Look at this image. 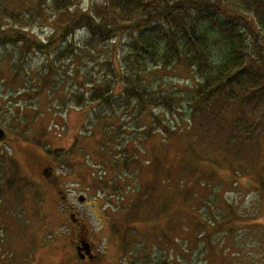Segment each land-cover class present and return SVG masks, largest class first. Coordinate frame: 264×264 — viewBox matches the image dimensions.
Masks as SVG:
<instances>
[{
  "label": "trees",
  "instance_id": "1",
  "mask_svg": "<svg viewBox=\"0 0 264 264\" xmlns=\"http://www.w3.org/2000/svg\"><path fill=\"white\" fill-rule=\"evenodd\" d=\"M35 2L36 8L24 16L8 12L0 5V56L8 57L9 60L5 58L9 71L18 77L23 87L16 91L10 90L12 94H17L21 89L23 93L27 91L25 96L29 100H36L44 90L48 96H55L60 90L63 98L57 102L61 101L63 108L67 98V84L61 86L64 71L57 65L73 61L76 45L68 41L66 46H54L65 43L68 36L83 32L85 38L80 55L90 56L91 52L98 49L107 54V44L121 34L127 35L124 44L119 43L114 48L112 46V56L103 60L101 80L84 73L77 84L78 91L75 89L69 93L70 101L76 109L86 113V131L94 120L102 121L105 116L124 112V119L121 117L124 127L120 126V129L114 131L116 146L112 144L117 151L115 157L119 155L124 161L122 167L116 163L111 167L121 168L120 177H116L119 180L124 178L126 185L122 184V192L131 190L136 193V197L129 207L124 205V209L121 208L120 212L124 210V225L118 229L116 236H112L118 241L121 250L118 258L128 255L132 259L129 264H146V250L138 251L141 248L135 247L144 245V234L147 231L142 232L138 225H143L144 221L147 225L145 212L159 218L172 212V202L162 191L155 193V184H151L152 187L150 184L144 186L141 190L139 184L132 182L131 175L135 174V161L138 152L142 151L136 146L144 147L156 132H161L160 148L177 138L183 140L179 136L182 130L177 128L181 120L182 103L187 106L189 117L186 122L189 126L184 134L187 143L184 141L186 145L179 151L183 161L179 166L178 186L185 185V174L198 173L193 163L196 160H207L213 165V172H208L206 176L201 174L202 180L194 185H201L204 190L208 188V181L214 180L213 175L219 176L215 172L225 167L232 171L229 177L235 183L239 177L252 173L258 175L257 179L263 180L264 166L259 155L264 146V0H90L85 7L82 6V0ZM47 15L54 23L53 36L46 43L34 40L35 37L30 35L33 27L43 19L46 20ZM10 46L17 49L9 50ZM50 48L45 68L32 79L35 84H39L30 89L27 85L28 73L25 72L28 54L32 50L37 49L42 53ZM117 49L119 56L115 54ZM115 61H118V65H115ZM177 67L190 70L193 75L192 88L186 92L163 90L161 86L152 83L156 71ZM42 81L43 86L40 84ZM28 89L31 93H28ZM15 120L11 131H25L26 128L21 129V124H18L21 123L20 118ZM211 129L217 131L214 137L209 135ZM258 129L262 133L257 132ZM195 136L196 141L192 143L190 139ZM129 141L135 145L133 150L125 146ZM121 142H124V147ZM201 145H205L206 149L213 148L209 158L195 156V151ZM43 150L49 156L54 155L56 161L58 154L63 152H52L46 146ZM153 150L158 153L155 149L145 151L151 153L149 168L155 169V179L160 181L162 188L166 187L164 190H168L170 185L172 187L169 180L172 171L170 167L164 170L163 162L159 165L158 156L154 155ZM69 154L71 151L64 152L65 159H68ZM214 155L221 157L220 160L210 158ZM14 164V159H8L7 163L6 158L0 154V177L10 174L8 181L12 187V174L19 175L17 165ZM102 170L105 168L94 171L99 173ZM163 171L167 174L162 175ZM91 175L94 178V173ZM112 183L109 186L114 188ZM220 185L223 186L224 182L218 181L219 188ZM258 185L257 192L263 194L264 180L259 181ZM175 198L179 199L178 206L183 208L177 212L190 209L189 215L176 217V226L182 225V229L190 230L191 233L200 232L197 237H191L192 240L208 241L209 244L212 242L210 235L215 232H218L217 236L220 233L222 236L233 234L232 221L229 223V220L231 217L233 221L239 219L234 212H220L216 201H206L197 193L188 192ZM193 202L196 204L192 205ZM212 205L217 207L219 215L211 213L215 212ZM172 221L166 223L163 229L159 223L155 239H165L168 243L172 237L168 233L178 232ZM251 223L256 225V219ZM167 226H171L168 233L163 231ZM174 227L175 230L172 229ZM206 229L211 232L203 236ZM136 256L143 261H134ZM158 259L162 261L161 256ZM158 264L172 263L167 261ZM175 264H184L183 255L177 256Z\"/></svg>",
  "mask_w": 264,
  "mask_h": 264
},
{
  "label": "rangeland",
  "instance_id": "2",
  "mask_svg": "<svg viewBox=\"0 0 264 264\" xmlns=\"http://www.w3.org/2000/svg\"><path fill=\"white\" fill-rule=\"evenodd\" d=\"M89 1L82 0V6L85 7ZM0 5H2V9L21 16L36 8L35 0H0ZM46 18L48 20L43 19L38 22L30 34L31 37H35L34 40H42L44 43L53 36L52 32L54 31L52 19H49L48 15ZM84 36L83 32H77L68 36L65 43L54 46V48L66 46L68 41L76 45V57L73 61L56 64L59 69L64 71L62 78L64 82L61 86L67 84V98L63 108L60 105L61 101L57 102L59 98H63V92L60 90L55 96H48L44 90L36 100H29L25 96L27 91L23 93L21 89L18 92L21 94L20 96L17 95L18 93L12 94L10 90L16 91L23 88L22 83L17 76L10 73L6 60L8 57L0 56V129L4 132V140H0V154L6 158L7 163L8 159H14L16 163L14 165H17L19 172V175L12 174L14 183L12 190H10V186H7L10 174L0 177V264H83L75 254L74 233L70 227L65 225L66 208L62 197L67 198V203L73 206L84 222L85 229L89 230V234L84 232V236L93 244L97 254L102 258V264H129L132 260L128 255L118 258L121 250L118 241L113 238L118 234V229L124 225V210L120 212L121 208L124 209V205L129 207L136 197V193H132L131 190L126 193L122 192V184L126 185V183L123 176H121L122 180L117 178L120 177L121 168L111 167L115 163L122 167L124 161L119 155L115 157L117 151L113 136L114 131L124 127V121H121V117L124 119V112L110 117L105 116L106 118L102 121L94 120L89 130L86 131L84 128L86 113L81 109H76L70 101L69 94L75 89L76 92L78 91L77 84L79 85L81 75L84 73H89L101 80L100 72L103 71V60L107 56H112L114 46L119 43L120 45L124 44L127 35L121 34L117 39L114 38L107 44V50H105L107 54L104 50L98 49L91 52L90 56L79 53ZM10 47L8 48L12 51L17 49ZM50 50L51 48L40 53L36 49L29 52L25 72L28 73L27 85L30 86V89L39 84H35L32 79L36 78L38 71L45 68ZM116 53L118 56L120 55L118 49ZM115 65H118V61H115ZM151 81L154 85L161 86L163 90L186 92L192 88L193 75L190 70L177 67L156 71ZM40 84L43 86L44 82L42 81ZM28 93L31 91L29 90ZM180 112L181 120L177 124V128L182 130V132L179 131V136L183 140L177 138L176 141L165 143L164 147L160 148L162 137L160 136L161 132L158 131L144 147L136 146L143 152H138V159L135 161L137 164L134 165L135 174L131 175L132 182L139 184L141 190L144 186L155 184V193L162 191L172 202L170 210L172 212L165 214L164 217L161 216L164 219L153 217L145 212L147 225L145 226V221L143 225L140 222L138 225L143 230L142 232L147 231L144 234V245L135 248H141L138 251L145 252L146 250V254H148L146 264L167 261L175 264L177 256L181 255L184 257V264H264V193L257 192L258 182L263 181L264 177L261 180L257 179L258 175L254 173L247 174L246 177H239L238 182L235 183L236 181H232L229 177L232 171L225 167L215 172L219 176L213 175V181L204 180L209 183L208 188L204 190L201 185H194L202 180L200 179L201 174L206 176L208 172H213L211 169L213 165L207 160L202 162L196 160V163H193L196 167L195 172L198 171V173L185 174V185L178 186L179 166L183 161L179 151L187 143L184 134L189 126V123L186 122L189 114L184 103L181 104ZM17 118H20L21 122L18 123V120L17 123L21 124V129L26 128L25 131H11ZM129 119L131 120L132 117ZM105 126L107 129H104ZM216 132L211 129L209 135L214 137ZM257 132L262 133L259 129ZM190 141L194 143L196 136ZM113 143L115 146L112 145ZM44 146L49 147L52 152L59 150H63V152L58 154L56 161L54 155H47L43 150ZM121 146L124 147V142H121ZM125 146L129 150L135 148L132 141H129ZM204 147L199 146L198 151H195L197 154L195 156L201 155L204 158H209L213 148L206 149ZM151 149L158 152L153 150L154 155L158 156L159 165L161 166L163 162V169L167 170L170 167L172 171V176L169 179L172 187L170 185L168 190H164L166 187L162 188L160 181L155 179L157 176L155 169L149 168L148 162H150L151 153H145V151ZM70 151L68 159H65L64 152ZM210 158L219 161L221 157L214 155ZM259 158L264 166V146L260 150ZM141 164L144 165H142L143 168L140 167ZM44 166L52 168L51 171L59 176V184L51 187L43 181L40 171ZM98 168H105V170L96 173L94 170ZM5 170L8 169L5 168ZM178 171L179 174H177ZM91 173L94 175L96 173L94 178ZM165 174L167 172L163 171L162 175ZM14 176L19 177L20 180ZM218 181L224 182L220 188ZM111 182H113L114 188L109 186ZM103 184H106L104 188H99ZM3 187L6 190L2 192ZM188 192L197 193L201 198H206V201H216L220 212L237 214L239 219L235 215L237 220L233 221L232 217L229 220V223L232 221L230 224L234 230L233 234L222 236L220 233L217 236L218 232H215L210 235L212 242L207 244L208 241L196 242L192 240L191 237H197L200 232L191 233L190 230L182 229V225L177 227L176 217L189 215L190 209L177 212L178 209L183 208L181 205L178 206L179 199L175 196ZM80 197L83 198L84 204L77 200ZM194 204L196 203L193 202L192 205ZM212 207L214 206L212 205ZM214 210L215 212L211 213L219 215L220 212H216L217 207H214ZM143 219L145 218L143 217ZM255 219L256 225L251 223ZM170 221L177 227L178 232L168 233L171 226H167L163 231L172 236L168 239V243L165 239H155L158 235L159 223L161 224L160 228L163 229ZM176 227L172 229L175 230ZM210 232L211 230L207 231L206 229L203 236L209 235ZM192 234L193 236H191ZM150 253L152 256H149ZM137 256L140 255L137 254ZM137 256L134 261L142 262L143 259ZM159 256L162 261L158 259Z\"/></svg>",
  "mask_w": 264,
  "mask_h": 264
},
{
  "label": "flooded vegetation",
  "instance_id": "3",
  "mask_svg": "<svg viewBox=\"0 0 264 264\" xmlns=\"http://www.w3.org/2000/svg\"><path fill=\"white\" fill-rule=\"evenodd\" d=\"M4 140V139H2ZM52 168H46V166L41 168L40 176L43 179L45 183H47L48 186L54 187L55 185L59 184L60 178L59 176H56L53 171H51ZM6 179V178H1ZM7 186H10V190L13 189L11 183L7 184ZM12 188V189H11ZM2 192L6 190L5 187H3ZM63 202L65 204L66 212L64 214L66 226L70 227L74 233V241L73 245L75 248V254L77 256V259L82 262L83 264H102V258L97 254L93 244L87 239L86 236H84V232H87L89 234V230L87 231L85 229V224L82 221V219L79 217L78 213L74 210L73 206L71 204H68L66 201V197H62ZM79 200V198H77ZM83 202L82 204H84ZM83 242L88 244L90 247V255H85L84 252L78 253V250L82 247ZM77 252V253H76ZM83 255L84 258L81 259L80 256ZM104 263V262H103Z\"/></svg>",
  "mask_w": 264,
  "mask_h": 264
},
{
  "label": "water",
  "instance_id": "4",
  "mask_svg": "<svg viewBox=\"0 0 264 264\" xmlns=\"http://www.w3.org/2000/svg\"><path fill=\"white\" fill-rule=\"evenodd\" d=\"M3 138H4V132H3V130L0 129V140H2ZM78 201L83 202V198L80 197ZM80 252H84L85 255L89 256L90 255V247L88 246V244L83 242L82 247L80 248V250H78V253H80ZM80 258L83 259L84 256L81 255Z\"/></svg>",
  "mask_w": 264,
  "mask_h": 264
}]
</instances>
